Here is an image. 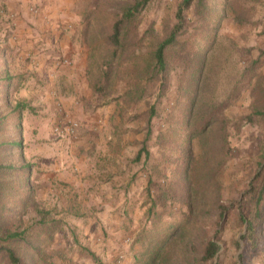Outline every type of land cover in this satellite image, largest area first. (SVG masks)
I'll list each match as a JSON object with an SVG mask.
<instances>
[{
  "label": "rangeland",
  "instance_id": "rangeland-1",
  "mask_svg": "<svg viewBox=\"0 0 264 264\" xmlns=\"http://www.w3.org/2000/svg\"><path fill=\"white\" fill-rule=\"evenodd\" d=\"M131 1L0 0V222L5 235L26 232L0 241V264H13L8 249L19 264H105L121 240L141 247V264L148 241L135 240L150 231L167 240L157 264H264V207L249 233L240 203L264 158V123L234 125L264 107V0L196 2L161 72L152 53L183 0H154L102 80L108 34ZM52 10L70 17L80 65L49 49L51 36L39 41ZM205 239L220 245L214 263L202 261Z\"/></svg>",
  "mask_w": 264,
  "mask_h": 264
},
{
  "label": "trees",
  "instance_id": "trees-1",
  "mask_svg": "<svg viewBox=\"0 0 264 264\" xmlns=\"http://www.w3.org/2000/svg\"><path fill=\"white\" fill-rule=\"evenodd\" d=\"M152 1L154 0H132L130 3L128 2L127 5L122 9L120 12L121 14L118 16L117 20L113 23L112 29L110 32V35L108 34V51L107 58L103 59L104 65L108 66V69L104 71L102 75V80H108L112 76V72L114 69H117L118 67L122 66V62L125 59H122L123 61L114 66V58L118 56L124 55V53H120L124 51V48H126V37L128 34L124 35V31L127 33H130V31L133 30V26L135 22L137 21L140 13L142 10H144ZM204 0H183L179 6L178 11L176 14V18L178 20V23L176 24L175 28L171 31L170 35L166 40L159 43L155 50L152 53V60H154L155 67L154 70L157 72H161L166 70L167 68V51H169V48L174 45L177 42V38L179 34L183 31L185 27V11L190 9L196 2L203 3ZM258 63V62H256ZM150 65H148L144 70L142 75H147L151 73ZM153 70V71H154ZM127 71L131 74L133 71V68L128 65ZM149 72V73H148ZM157 74V73H156ZM6 79H12L11 76L7 74ZM214 121L210 117L205 122L204 126H201L199 130L195 132L194 135H203L207 133L213 125ZM230 120L226 121V125L221 128V137L224 139V146H226L227 138H228V125ZM235 123V122H234ZM264 123V107H257L254 109L253 113L250 115L239 117L238 123L236 122L234 125L237 129L243 128L245 125L248 124H259L262 125ZM233 125V126H234ZM246 200L245 206L242 209L245 208V212L242 214V221L243 223L248 224V232L253 233L254 229L256 227V223L261 220L263 216V207H264V158L262 162L259 164V168L257 171L256 176L254 177L250 189L246 192V196L242 199V203ZM222 209H227L223 207ZM168 229H174V231H177L178 228L175 227L173 224H169ZM19 228L14 229H8L7 235L3 233V226L0 222V241H11V240H20L23 241L26 232L19 231ZM145 233V232H144ZM171 235V234H169ZM168 235V236H169ZM167 236V237H168ZM166 237V238H167ZM148 241V248L145 251L144 254H142V257L139 258V262L141 264H157L158 261H160L161 253L163 250V245L167 241L165 238H163L161 235H155L153 234V231H150V234H147L143 238H137L135 240V243H141L143 241ZM5 249V248H4ZM220 245L217 241L213 239H205L204 240V246H203V256L202 261L205 263H214L215 258L217 257L219 251H220ZM5 252L11 262L13 264H19V259L16 256V253L13 252V250L8 249Z\"/></svg>",
  "mask_w": 264,
  "mask_h": 264
},
{
  "label": "crops",
  "instance_id": "crops-1",
  "mask_svg": "<svg viewBox=\"0 0 264 264\" xmlns=\"http://www.w3.org/2000/svg\"><path fill=\"white\" fill-rule=\"evenodd\" d=\"M69 18L70 17H68L62 10H52V14L50 15L51 23L46 28H44V26L42 27L43 32L40 34L39 41L43 42L45 37L51 36L54 42H52V44L47 43L48 48L54 51H62L65 56H68L70 59H72V62H79L80 65L81 61H83L84 59L81 58V50L78 51L77 45L71 42L70 33H72L73 30L67 31V28L69 27H67L66 25L67 23H69ZM43 45L45 44L43 43ZM43 54L47 53L44 52ZM55 58L56 56H53L54 60H51L55 61ZM72 73H74V75L65 77H68L67 82L69 81V89L71 90V92H76V74L75 71H72ZM64 78L62 76H57L56 84L60 85V82H62ZM59 88L60 87H56V90H59ZM59 91L60 94H63V91ZM66 104L68 105L70 104V102H66ZM141 251L142 250L140 246L121 240L120 243H111L107 246L106 249L104 248L102 257L105 264H118L117 257L120 255V253H123L124 258L122 259L120 264H137V253Z\"/></svg>",
  "mask_w": 264,
  "mask_h": 264
},
{
  "label": "built area",
  "instance_id": "built-area-1",
  "mask_svg": "<svg viewBox=\"0 0 264 264\" xmlns=\"http://www.w3.org/2000/svg\"><path fill=\"white\" fill-rule=\"evenodd\" d=\"M77 124L76 123H72L71 124V126L69 127V129H68V134H76L75 132H76V130H77ZM124 258V256L123 255H120L119 256V259H118V261H117V263L118 264H120V262L122 261V259Z\"/></svg>",
  "mask_w": 264,
  "mask_h": 264
},
{
  "label": "water",
  "instance_id": "water-1",
  "mask_svg": "<svg viewBox=\"0 0 264 264\" xmlns=\"http://www.w3.org/2000/svg\"><path fill=\"white\" fill-rule=\"evenodd\" d=\"M225 219H226V217H225Z\"/></svg>",
  "mask_w": 264,
  "mask_h": 264
}]
</instances>
